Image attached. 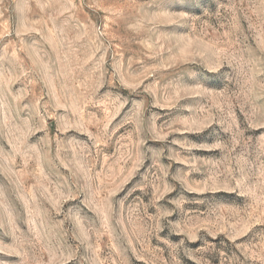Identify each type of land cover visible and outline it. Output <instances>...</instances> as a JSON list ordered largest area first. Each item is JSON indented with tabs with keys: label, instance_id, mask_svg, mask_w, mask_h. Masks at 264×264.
<instances>
[{
	"label": "rangeland",
	"instance_id": "1",
	"mask_svg": "<svg viewBox=\"0 0 264 264\" xmlns=\"http://www.w3.org/2000/svg\"><path fill=\"white\" fill-rule=\"evenodd\" d=\"M0 264H264V0H0Z\"/></svg>",
	"mask_w": 264,
	"mask_h": 264
}]
</instances>
